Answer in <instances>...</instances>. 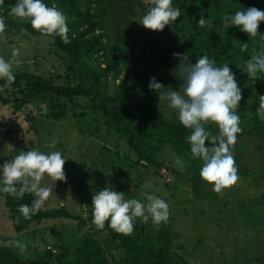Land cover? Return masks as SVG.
<instances>
[{"label": "trees", "instance_id": "obj_1", "mask_svg": "<svg viewBox=\"0 0 264 264\" xmlns=\"http://www.w3.org/2000/svg\"><path fill=\"white\" fill-rule=\"evenodd\" d=\"M43 2L49 7L55 6L68 17L71 43L65 44L58 36L41 35L31 27L30 20L10 15L16 0H5V4L0 5V17L5 19L6 32L27 38L50 39L55 56L64 65L65 76L52 79L30 72L15 73V82L0 92V106L16 110L38 99L46 103L54 120L70 112L74 113V118L92 116L94 122L100 121L98 127L103 125L107 133L125 140L134 156V166L142 165L155 175L159 170L166 169L182 179L186 178L184 180L195 192L206 182L199 175L202 161L191 158L187 142L190 130L181 125L178 117L169 119L163 116L159 93L150 90L149 83L155 77L165 86L162 89L164 92L169 85H181L175 71L180 61L174 58L173 53L187 54L192 64L200 56L207 55L215 60L218 67L228 63L235 74L243 96L238 109L243 131L238 139L256 136L261 142L264 160V119L257 114L259 96L264 95V73H258V79L253 82L245 72L246 62L251 56L264 52V38H250L240 28L227 27L222 22L226 14L232 16L236 11L251 7L264 11V0H172V6L178 8L181 15L163 31L148 30L140 23L148 9L154 6L151 0H135L142 31L160 36L154 49L150 48L146 38L123 29L129 13L116 11L117 0ZM202 16L204 26L198 23ZM109 19H112L113 25L119 26L114 31L113 40L106 27ZM258 31L264 34V22L260 23ZM241 43H248L246 51H241ZM4 84L5 81L0 80V85ZM26 120L29 121V118L26 117ZM30 128L36 133L33 126ZM209 131L218 134L215 125H211ZM167 146L182 161L185 172H176L158 158ZM262 167L264 170V162ZM0 187L3 185L0 184ZM0 197L14 233L27 239L32 226L49 221H71L78 229L93 224V210L83 217L72 214L64 206L43 208L30 220H25L18 207L22 204L31 206L34 195L25 194L21 199L0 192ZM256 212L248 219L264 228V196ZM17 217H20L19 223ZM151 225L152 230L138 218L133 234L126 236L116 233L106 223L104 239L85 238L64 250L60 249L58 254L44 249L41 253L36 252L32 260L22 259L8 246H0V264H186L174 251L173 234L166 224ZM51 232L57 236L53 230ZM251 262L245 259L246 264H254ZM257 264H264V261L259 260Z\"/></svg>", "mask_w": 264, "mask_h": 264}, {"label": "rangeland", "instance_id": "obj_2", "mask_svg": "<svg viewBox=\"0 0 264 264\" xmlns=\"http://www.w3.org/2000/svg\"><path fill=\"white\" fill-rule=\"evenodd\" d=\"M116 5L118 13H129L123 29L146 38L150 48L154 49L160 36L142 31L135 0H117ZM106 27L113 40L114 31L119 26L113 25L109 19ZM14 49H19L16 59L21 61L19 66L14 65V74L30 72L52 79L65 76L64 65L55 56L50 39L27 38L5 32L0 37V57L6 61L13 59ZM179 80L182 84L180 77ZM168 88L183 91L176 85ZM46 106L38 99L16 110L0 106V165L20 151L28 150H39L45 154L59 151L67 159L64 165L66 182H54L47 175L42 181V186L52 188L45 209L64 206L72 214L87 217L93 210V195L106 187L123 192L125 199L134 198L145 204L148 203L146 194L155 195L169 204L170 219L166 226L173 234L174 251L186 264H246L245 259L254 264L264 261V228L248 219L253 213L257 214V206L264 196V160L261 142L256 136L237 140L234 156L239 180L232 189L218 195L212 190V185L204 183L193 192L184 180L186 178L182 179L166 169L155 175L142 165L134 166V156L125 140L107 133L103 125L98 127L100 121L94 122L92 116L74 118V113L70 112L54 120ZM162 106L164 117H178L177 111L168 106V101H162ZM158 158L176 172H185L168 146L158 154ZM150 220L145 225L152 230ZM77 227L71 221H49L30 228L28 237H35L34 240L21 237L14 233L0 197V246L10 247L22 259H35L36 252L41 253L44 249L58 254L68 245L85 238L105 237V232L94 224ZM12 241L27 244V249L21 252Z\"/></svg>", "mask_w": 264, "mask_h": 264}, {"label": "clouds", "instance_id": "obj_3", "mask_svg": "<svg viewBox=\"0 0 264 264\" xmlns=\"http://www.w3.org/2000/svg\"><path fill=\"white\" fill-rule=\"evenodd\" d=\"M154 5L142 17L140 23L148 30L163 31L165 26L171 25L181 15L180 10L172 6V0H151ZM5 0H0L4 5ZM10 15L22 20H30L31 27L41 35L60 37L65 43H71L68 38V17L55 6L49 7L43 0H16L11 6ZM225 26H236L250 38L260 36L258 29L264 22V11L255 7L236 11L234 15H225L222 18ZM204 26L203 16L198 22ZM6 22L0 17V37L6 32ZM27 31V29H25ZM241 51L248 49V43H241ZM13 59L5 60L0 57V92L15 82L14 65L19 66L21 61L19 49H14ZM180 63L176 73L183 83L180 85L182 93L178 90L164 92L165 86L152 77L149 83L150 90L159 93L160 101H168V106L175 109L182 126L190 130L187 142L190 145L192 159L202 161L200 178L212 185L216 194L230 190L239 180L238 167L234 156V148L238 135L242 133L241 118L238 115L240 102L243 99L242 90L238 86L235 74L228 63L216 66L214 59L207 55L200 56L195 64L189 62L187 54L173 53ZM245 72L249 80L255 82L258 73H264V52L251 56L246 62ZM257 114L264 119V95L259 96ZM215 125L218 134L209 131ZM54 146V145H53ZM62 153L53 151L45 154L39 150L20 151L18 155L0 165V192L16 198H23L25 194L34 195L31 206L22 204L18 211L25 220L39 213L52 194V188L42 186L47 177L52 181L66 182L64 165L66 163ZM177 163H182L177 159ZM148 203L138 199H125L123 192L111 188H104L92 197V223L98 230L108 227L118 234L130 236L134 232L136 220L152 223L159 226L167 224L170 219L169 204L155 196L147 195ZM20 217H17V223ZM21 252L27 249V244L19 241L11 242Z\"/></svg>", "mask_w": 264, "mask_h": 264}, {"label": "built area", "instance_id": "obj_4", "mask_svg": "<svg viewBox=\"0 0 264 264\" xmlns=\"http://www.w3.org/2000/svg\"><path fill=\"white\" fill-rule=\"evenodd\" d=\"M145 2H147L148 0H144Z\"/></svg>", "mask_w": 264, "mask_h": 264}]
</instances>
